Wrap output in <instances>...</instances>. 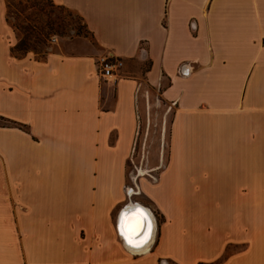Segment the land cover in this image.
<instances>
[{
	"label": "crops",
	"instance_id": "1",
	"mask_svg": "<svg viewBox=\"0 0 264 264\" xmlns=\"http://www.w3.org/2000/svg\"><path fill=\"white\" fill-rule=\"evenodd\" d=\"M50 1L98 50L17 57L0 0V264H264V0ZM144 61L171 120L166 164L136 186L160 219L140 253L117 219Z\"/></svg>",
	"mask_w": 264,
	"mask_h": 264
},
{
	"label": "rangeland",
	"instance_id": "2",
	"mask_svg": "<svg viewBox=\"0 0 264 264\" xmlns=\"http://www.w3.org/2000/svg\"><path fill=\"white\" fill-rule=\"evenodd\" d=\"M6 8L7 21L17 38V50L14 51L17 57L33 53L37 58H43L51 49H59L67 54H86L98 50L82 18L73 10L57 6L50 0H6ZM148 66V61L131 66L140 89L137 137L125 169L128 203H138L136 201L141 197L137 183L153 181L166 164L168 155L171 114L159 96L161 88H150L144 81ZM139 170L148 173L137 178ZM130 190H134V193L131 194ZM152 214L155 222L160 223L159 217L154 212Z\"/></svg>",
	"mask_w": 264,
	"mask_h": 264
},
{
	"label": "bare ground",
	"instance_id": "3",
	"mask_svg": "<svg viewBox=\"0 0 264 264\" xmlns=\"http://www.w3.org/2000/svg\"><path fill=\"white\" fill-rule=\"evenodd\" d=\"M147 173H148L147 171L139 170V172L137 174V178L146 176ZM130 193L133 194L134 190H130ZM137 209H142L144 211V213H146L147 220H145L143 222V228L140 231V234L138 236L134 237V239L136 242L143 241L145 239V237L148 236L147 225L150 223L151 232H150V237L148 238L149 240L146 244H143L142 247H140V248L131 247L126 240H125V244L129 248H131V250L141 253V252H147L149 250V247L152 244L155 233H156V225H155V220L153 218V215L151 213L152 211H150L148 208H145L143 205H141L139 203L129 202L126 206L123 207V209L119 213L118 219H117V225H118V230H119V234H120L121 233V227H122V221L126 217L131 216ZM132 226H134V225H132ZM120 236H121V234H120Z\"/></svg>",
	"mask_w": 264,
	"mask_h": 264
},
{
	"label": "snow or ice",
	"instance_id": "4",
	"mask_svg": "<svg viewBox=\"0 0 264 264\" xmlns=\"http://www.w3.org/2000/svg\"><path fill=\"white\" fill-rule=\"evenodd\" d=\"M147 220L146 213L142 209H137L131 216L126 217L122 221L121 236L128 242V244L133 248H140L143 244L148 242L150 237L151 225H147L148 236L145 237L143 241L136 242L134 237L140 234L143 228V222ZM134 225V226H132Z\"/></svg>",
	"mask_w": 264,
	"mask_h": 264
},
{
	"label": "built area",
	"instance_id": "5",
	"mask_svg": "<svg viewBox=\"0 0 264 264\" xmlns=\"http://www.w3.org/2000/svg\"><path fill=\"white\" fill-rule=\"evenodd\" d=\"M122 67L123 62L113 57L103 56L97 60L98 72L102 79H113L117 77Z\"/></svg>",
	"mask_w": 264,
	"mask_h": 264
},
{
	"label": "trees",
	"instance_id": "6",
	"mask_svg": "<svg viewBox=\"0 0 264 264\" xmlns=\"http://www.w3.org/2000/svg\"><path fill=\"white\" fill-rule=\"evenodd\" d=\"M16 50H17V48H16V47H14V48H13V52H14V51H16ZM148 68H149V66H148Z\"/></svg>",
	"mask_w": 264,
	"mask_h": 264
}]
</instances>
